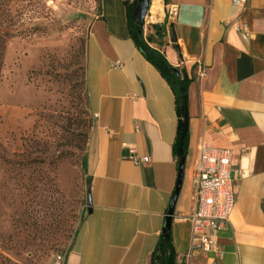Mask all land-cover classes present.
<instances>
[{"label": "crops", "instance_id": "crops-1", "mask_svg": "<svg viewBox=\"0 0 264 264\" xmlns=\"http://www.w3.org/2000/svg\"><path fill=\"white\" fill-rule=\"evenodd\" d=\"M125 1L135 0H99L90 24L89 205L64 264H151L178 182L175 95L132 40ZM153 2L163 36L151 31L148 44L190 81L189 148L171 231L177 264H264V0ZM172 6L177 16L169 15ZM203 143L233 152L237 203L219 234L220 253H190L191 224L180 219L195 208ZM133 156L150 162L136 166Z\"/></svg>", "mask_w": 264, "mask_h": 264}, {"label": "rangeland", "instance_id": "rangeland-1", "mask_svg": "<svg viewBox=\"0 0 264 264\" xmlns=\"http://www.w3.org/2000/svg\"><path fill=\"white\" fill-rule=\"evenodd\" d=\"M1 17L0 264H55L88 209L87 42L99 0H10Z\"/></svg>", "mask_w": 264, "mask_h": 264}, {"label": "built area", "instance_id": "built-area-1", "mask_svg": "<svg viewBox=\"0 0 264 264\" xmlns=\"http://www.w3.org/2000/svg\"><path fill=\"white\" fill-rule=\"evenodd\" d=\"M247 0H233L235 6H243ZM158 8V9H157ZM160 13L159 5L151 0L149 10L144 20V34L156 25ZM178 8L170 7L169 15L177 16ZM243 36L247 38L248 32L243 29ZM206 70L202 68L201 75ZM132 162L139 166L149 163V158L133 156ZM233 152L224 149L211 148L203 143L200 146V155L193 171V187L195 208L190 215L182 216L192 228V244L190 253L210 252L220 253L218 245L219 234L231 225V217L237 203V193L233 173ZM65 254L57 257L55 264H64Z\"/></svg>", "mask_w": 264, "mask_h": 264}, {"label": "trees", "instance_id": "trees-1", "mask_svg": "<svg viewBox=\"0 0 264 264\" xmlns=\"http://www.w3.org/2000/svg\"><path fill=\"white\" fill-rule=\"evenodd\" d=\"M10 0H0V15L1 17H8V9ZM127 15H128V25L132 40L136 43V46L143 54V56L160 72L162 77L168 82L172 91L175 95L176 101V111L180 118L176 140L173 146V153L176 157L178 163L180 164L183 159H186L188 148H189V134H185V107L187 108V94L190 81L181 73L173 68L169 62L166 60L165 56L162 55L157 50L151 48L148 43L153 42V34L157 38L163 36L162 29L158 26H153L148 30L146 34V40L144 38V30L135 24L131 17L138 4V0L134 2L125 1L124 2ZM13 25L2 26L1 28H12ZM151 31H154L152 34ZM3 52H4V42L2 37H0V72L3 67ZM89 200V199H88ZM89 205V201H88ZM84 221L82 218L81 223ZM151 264H177V253L174 248L172 233L168 240H165L163 232L160 235L159 241L156 248L151 256Z\"/></svg>", "mask_w": 264, "mask_h": 264}, {"label": "water", "instance_id": "water-1", "mask_svg": "<svg viewBox=\"0 0 264 264\" xmlns=\"http://www.w3.org/2000/svg\"><path fill=\"white\" fill-rule=\"evenodd\" d=\"M150 3H151V0H138V4L132 14V17H131L132 21L141 28H143L144 26V20L149 10ZM184 117H185V134H187L188 133V111L186 107H185ZM184 171H185V159H183L180 163L177 186L174 192L171 205L168 209V212L165 218V225L163 228V236L165 240L169 239L171 231H172L173 217H174L178 195L180 193L183 179H184Z\"/></svg>", "mask_w": 264, "mask_h": 264}, {"label": "bare ground", "instance_id": "bare-ground-1", "mask_svg": "<svg viewBox=\"0 0 264 264\" xmlns=\"http://www.w3.org/2000/svg\"><path fill=\"white\" fill-rule=\"evenodd\" d=\"M157 4V3H156Z\"/></svg>", "mask_w": 264, "mask_h": 264}]
</instances>
